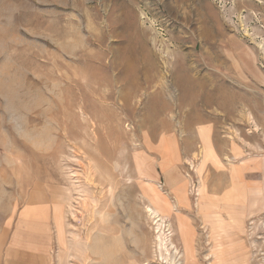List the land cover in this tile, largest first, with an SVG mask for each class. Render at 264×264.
I'll return each instance as SVG.
<instances>
[{"label": "rangeland", "instance_id": "1", "mask_svg": "<svg viewBox=\"0 0 264 264\" xmlns=\"http://www.w3.org/2000/svg\"><path fill=\"white\" fill-rule=\"evenodd\" d=\"M45 202L49 264H264V0H0L1 248Z\"/></svg>", "mask_w": 264, "mask_h": 264}, {"label": "crops", "instance_id": "2", "mask_svg": "<svg viewBox=\"0 0 264 264\" xmlns=\"http://www.w3.org/2000/svg\"><path fill=\"white\" fill-rule=\"evenodd\" d=\"M61 208L48 202L26 204L0 247V264H49L51 250L64 231Z\"/></svg>", "mask_w": 264, "mask_h": 264}, {"label": "bare ground", "instance_id": "3", "mask_svg": "<svg viewBox=\"0 0 264 264\" xmlns=\"http://www.w3.org/2000/svg\"><path fill=\"white\" fill-rule=\"evenodd\" d=\"M200 149V148H199ZM165 201V200H164ZM166 202V201H165ZM168 203V202H167ZM149 206V205H148ZM148 209V208H147ZM149 210L150 211H152V214H154V218H157L158 216H161V215H159L158 214V209L156 208H149ZM149 211V212H150ZM151 215V214H150ZM149 215V216H150ZM159 218V217H158ZM161 219H163V217L161 216ZM161 219H159V220H161ZM155 221H156V219H155ZM154 221V222H155ZM158 221V220H157ZM162 223V222H161ZM156 224V223H155ZM159 226H160V230H162L163 232H164V229H163V227H161V224H159ZM158 227V226H157ZM180 230L183 232V239H182V241L185 243V246H186V251H187V253H190V256L192 257V255H193V245L191 244V240H189L188 238H187V234H186V226L184 225V224H180ZM185 230V231H184ZM158 240V239H157ZM159 241H160V245L163 247V249H164V251L165 252H167L169 255H171V250L173 249V250H175V252L177 251L176 250V248L174 247V245L172 244V242H171V240H169L168 239V236L166 235V233H162V235L160 234V236H159ZM158 245V244H157ZM189 245V246H188ZM161 247V248H162ZM162 249V250H163ZM175 252H173L174 253V257H175V254L177 253H175ZM164 253V252H163ZM173 257V258H174ZM177 257V256H176ZM178 260V259H177ZM175 262V261H174ZM169 264H174L173 262H171L170 261V263Z\"/></svg>", "mask_w": 264, "mask_h": 264}]
</instances>
